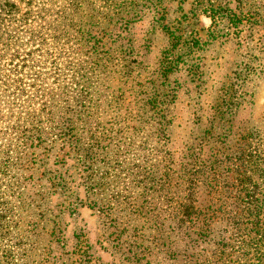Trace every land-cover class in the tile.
I'll list each match as a JSON object with an SVG mask.
<instances>
[{
  "label": "rangeland",
  "instance_id": "obj_1",
  "mask_svg": "<svg viewBox=\"0 0 264 264\" xmlns=\"http://www.w3.org/2000/svg\"><path fill=\"white\" fill-rule=\"evenodd\" d=\"M64 2L36 1L35 11L46 10L44 21L34 24L48 27ZM90 4L94 25L106 34L98 37L100 42L81 43L83 59L93 54L96 42L112 62L106 81L93 70L95 81L100 77L99 85L108 86L112 96L121 89L120 69L128 65L122 60L135 61L132 69L143 84L139 90L156 94L169 123L159 126L163 121L158 118L138 124L136 131L130 128L125 135L132 146L120 144L117 153L113 143L107 157H96L88 169L78 163L81 155L56 137H49L38 152L23 147L16 152L20 142L14 137H7L9 148H3L0 137V264H79L81 253L92 263L126 264L128 252L118 242L125 240L121 203L127 197L144 205L151 199L164 203L163 192L148 195L151 177L161 174L157 165L163 152L178 164L200 143L203 157L223 148L225 136L228 150L260 143L264 158V0H90ZM121 27L126 31L120 32ZM20 38L27 41L28 34L20 33ZM65 80L69 82L68 77ZM91 85L90 92L97 93ZM66 86L61 84L62 90ZM62 101L63 97L55 99L63 112ZM118 124L119 129L123 124ZM94 126H86L83 144L89 142L87 131ZM159 130L165 136L160 143ZM261 168L264 219V164ZM182 191L179 188L175 200ZM216 223L225 229L222 222ZM146 239L148 246L152 239L148 235ZM149 259L151 264L166 263L156 251Z\"/></svg>",
  "mask_w": 264,
  "mask_h": 264
},
{
  "label": "trees",
  "instance_id": "obj_2",
  "mask_svg": "<svg viewBox=\"0 0 264 264\" xmlns=\"http://www.w3.org/2000/svg\"><path fill=\"white\" fill-rule=\"evenodd\" d=\"M15 1L1 0L0 5L3 148H9L7 137H14L20 142L16 152L22 147L38 152L49 137H56L66 141L74 154L81 155L78 163L88 169L96 157H107L113 143L117 153L120 144L132 146L125 135L130 128L136 131L138 124H151L158 118L163 121L158 122L159 126L168 125L167 109H161L156 94L139 90L143 84L132 69L135 61L122 60L128 65L118 73V93L109 96V87L99 85L100 77L95 81L93 70L101 72L106 81L112 62L96 43L106 32L94 25L89 14L90 0H65L48 27L34 24L44 21L46 10H34L38 0ZM125 29L121 27L120 32ZM20 33L28 34V40L21 39ZM84 40L96 41L88 60L83 59ZM91 82L97 93L90 92ZM63 83L67 85L64 90ZM57 97H63L62 103H66L63 112L58 109L59 102H55ZM94 116L96 120L92 121ZM117 121L123 124L119 129L115 128L119 126ZM91 122L94 129L89 127V142L83 144L81 138ZM159 134L160 143L165 136L163 130ZM224 139L225 136L221 141L223 148L210 151L205 157L202 143L192 147L178 164L171 154L163 152L164 159L157 165L162 167L161 174L157 179L151 177L148 195L153 198L161 191L165 194L164 203L151 199L144 205L128 197L122 200L124 215L119 219L124 223L121 227L125 240L118 238V242L128 252L126 264H151L153 251L163 256L165 264H264V219L260 218L263 210L259 201L264 158L260 143L252 141L244 147L238 144L228 150ZM113 160L118 161L116 156ZM181 187L182 195L175 200ZM121 197L118 192L117 198ZM217 220L223 223L224 230ZM147 235L152 239L148 246ZM79 255V264H97L89 255Z\"/></svg>",
  "mask_w": 264,
  "mask_h": 264
}]
</instances>
